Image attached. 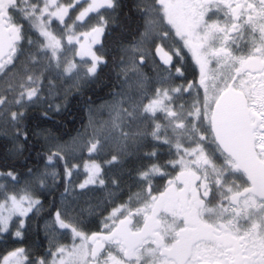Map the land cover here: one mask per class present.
<instances>
[{"label":"snow or ice","instance_id":"6c2138e0","mask_svg":"<svg viewBox=\"0 0 264 264\" xmlns=\"http://www.w3.org/2000/svg\"><path fill=\"white\" fill-rule=\"evenodd\" d=\"M77 5L75 21L98 14L90 31L74 30L70 9ZM118 7V0H0V75L9 81L0 92V119L15 131L16 154L24 150L21 137L28 140L24 101L35 103L41 96L43 71L31 65L44 59L45 70L75 72L85 80L95 76L104 59L93 45L109 23L99 10ZM136 7L143 30L124 51L125 69L137 70L152 48L163 65L175 67L168 40L182 42L198 66V80L157 88L146 103L121 104L125 116L148 122L137 135L167 145L171 159L139 171L141 192L134 202L113 208L103 221L104 232L87 235L78 221L57 211L55 223L70 230L72 247H50L29 264H264V0H141ZM243 29L251 37L246 52L234 50ZM70 45H79L80 63L67 59L66 52L74 50ZM25 46L36 51L28 57L31 65L24 61L18 67ZM174 54L180 55L179 48ZM193 91L194 104L174 106L180 97L173 93ZM120 124L121 137L129 138ZM98 143L89 142L90 154ZM155 147L149 157H157ZM62 151L63 146L49 149L48 164L63 159ZM92 172L97 174L99 166L93 164ZM157 176L166 181L161 190L153 188ZM0 177L17 180L13 170ZM49 177L55 182L57 173L46 170L34 179L43 186ZM89 182L92 177L80 187ZM38 203L31 186L15 192L0 183V233ZM15 225V236L21 237L24 221L16 219ZM24 252H11L3 264H25Z\"/></svg>","mask_w":264,"mask_h":264},{"label":"trees","instance_id":"16d2710c","mask_svg":"<svg viewBox=\"0 0 264 264\" xmlns=\"http://www.w3.org/2000/svg\"><path fill=\"white\" fill-rule=\"evenodd\" d=\"M118 3L115 12L107 15L109 23L102 36V44L96 48L104 63L99 65L95 76L77 83L61 69L45 70L47 60L40 59L31 65L28 57L36 49L25 46V54L18 67L28 61L35 72L43 71L38 84L41 96L24 109L22 128L28 133V140L24 142L21 137L24 143L22 155L14 150V129L0 119V173L13 170L17 180L8 178L1 183L15 192L31 186L40 205L26 218L25 227L20 228L21 237L15 236L18 227L15 221L8 232L0 233V264L6 255L19 248L25 250V256L33 259L45 256L50 247L53 249V240L58 244L62 242L59 236L57 239L56 231V237L52 238L46 228V223L55 217L57 211L72 219L100 217L110 206L130 197L135 191L132 184L141 182L138 175L141 169L171 159L167 145L153 140L150 135H137L148 128V122H143L140 117L125 116L121 113V104L131 107V101L139 102L141 99L146 103L157 88L174 87L179 79L174 78L176 71L173 67L170 72L162 69L168 65L161 64L152 51L137 70L125 69L128 58L124 51L139 40V32L143 30L141 13L136 7L141 0H118ZM166 46L171 49V54L174 42L168 40ZM186 57L188 61L190 57ZM174 58L175 66L178 58ZM141 79L144 80L142 86L138 83ZM8 82L4 79L0 82V92L7 90ZM118 124L130 134L129 138L121 137ZM99 129L104 130L99 133ZM90 141H99L93 154L88 151ZM154 145L158 155L149 157L147 153L154 150ZM57 146H63V159L48 164L49 149ZM86 162L100 165L103 184L79 190L77 187L71 191L72 181L68 179L67 172L76 166L83 167ZM46 170H54L57 179L53 182L49 177L41 186L34 177ZM81 179L80 176L78 180Z\"/></svg>","mask_w":264,"mask_h":264},{"label":"flooded vegetation","instance_id":"af4514ba","mask_svg":"<svg viewBox=\"0 0 264 264\" xmlns=\"http://www.w3.org/2000/svg\"><path fill=\"white\" fill-rule=\"evenodd\" d=\"M61 2L66 3L67 0H61ZM88 2H90V0H88ZM241 2H242V0H241ZM257 2H258V0H257ZM81 3H84V0H81ZM99 11L104 14V16L107 20H108L107 15L113 13L112 10L104 9V8H101ZM97 15H98L97 13H91L90 16L87 17V19H88L87 22H89L92 19L93 25H96L97 19H95V17H97ZM209 15H211V13H209ZM242 31H244L245 35H244V37L239 38L237 40V44L239 45V48H234V50H236V51L243 50L246 52L250 48L251 37L247 35L246 29H243ZM235 35H236V33H233V36H235ZM174 45H175L174 46L175 48L172 50V53H171L173 55L172 64H174V61H175L174 57H176L178 59L176 60V65H175V67H173V69L179 68L180 71L183 73V76H181L177 72H175L176 76H174V78L179 79V81L177 82V84L174 85V87L180 86V85H185L186 82L198 80V66L195 63V60L192 56V53L186 47L183 46L182 42H176V43H174ZM177 48H179V50H180V55L174 54L175 51L177 50ZM151 51L153 52V55L155 56V58L159 59V57L155 55V49L152 48ZM186 55L190 57V59L188 61H187ZM161 64H162V62H161ZM169 67L171 68V66H166V68H165V66H163L162 69H164L166 71V69ZM163 77L165 80V76H163ZM169 87H170V85L168 86V88ZM175 96L180 97V99L176 100V103L174 105L177 108H179L181 105H183L186 109L187 107H189L195 103V92L194 91L192 92L191 95H189L188 92H184L182 95L179 93H174V97ZM166 149H167V152L170 153L168 146L166 147ZM172 151H174V149ZM166 163H167V161L163 164H166ZM165 184H166V181L164 179H162L161 177L157 176L155 178V180L153 181V188L156 190H161V189H163ZM132 186H134L135 191H133L131 193L130 197L122 199L120 202L115 203V205L110 206V208L108 210H106V212L102 216L97 217V218L82 217V218L73 219V220L78 221L80 229L82 231H84L87 235H91L94 232H104L105 229L103 228V221L111 213L113 208L118 207L122 204L126 205V204H129L131 202H134V200L136 198V194L141 192V190H142L141 189V182H135L132 184ZM130 198H132L131 201H130ZM58 235H60V237H62V239H61L62 242L60 241L62 246L64 245L67 248L72 247V245L74 243V239L71 235L70 230H65V229L59 228L57 236ZM24 255H25V253H24ZM25 257H26L25 264H29L30 260H34L37 258V257H35L33 259L32 257H29L27 255Z\"/></svg>","mask_w":264,"mask_h":264},{"label":"rangeland","instance_id":"374dc122","mask_svg":"<svg viewBox=\"0 0 264 264\" xmlns=\"http://www.w3.org/2000/svg\"><path fill=\"white\" fill-rule=\"evenodd\" d=\"M85 6H86V3H85ZM78 10L79 9V5H77V8L76 9H70V15H73V13H75V15H78ZM91 14V13H90ZM89 14V16H90ZM74 15V17H75ZM73 17V16H72ZM73 17V22H74V30L77 31V33L79 32H86V31H90L91 28L95 25H93V20L91 19L89 22H87V17L85 18V20L83 22H80V21H75V18ZM97 24V23H96ZM106 31V29H105ZM105 33V32H104ZM104 35V34H103ZM102 35V36H103ZM102 36L100 37V42L93 45V51H95L98 54V51H96V48L101 46L102 44ZM66 43V41H65ZM68 48H72L74 50L72 51H67L66 52V56H67V59L68 60H71L73 62H76V63H80V56L79 55H76V52L79 50V45H70V46H67ZM86 59H90V58H86ZM99 68V66H98ZM98 70V69H97ZM66 74V73H65ZM69 75V74H67ZM70 78H74L76 79L77 83L81 82L83 79L77 77L75 75V72L71 75H69ZM3 80L2 78V75H0V82ZM72 86H76L75 83H72ZM173 96H174V93H173ZM24 103H26L27 106L30 105L31 102L29 101H24ZM116 119V118H115ZM104 129H99V133H102ZM93 164L95 165H98L99 166V172L95 175H93V172H92V166ZM71 175H68V179H71V183H70V189H73V188H77L79 187V189H85L87 187H98V186H101L103 183H100L101 179L102 178V169L100 167V165L98 163H94V162H86V164L83 166V167H79V166H76L74 167L71 171ZM36 176V175H35ZM82 177L81 181L78 180L79 177ZM92 177L93 181L94 182H89L85 185V187L81 188L80 185L81 184H85V181H88L89 178ZM5 178L4 177H0V183L1 181H3ZM75 181V182H74ZM33 195V198L38 200L35 195L32 193ZM39 201V200H38ZM40 205V203L36 204L33 206L32 210L27 214L26 217H14L13 218V223L16 219H22L24 221V226L25 227V220L26 218L29 216L30 213H32L33 211H35V209ZM47 224V232L50 236H54V238L56 237V235H54V231H57V229L59 228L58 225L56 226V223H55V217L48 220V222L46 223ZM11 227V225H10ZM9 227V229H10ZM4 233V232H3ZM17 237V236H16ZM53 238V237H52ZM53 251L55 250L56 247H59L60 244L58 245V243L53 240ZM62 246V245H61ZM64 246V245H63ZM66 247V246H65ZM16 251V250H15ZM10 254V253H9ZM6 255V256H9ZM5 256V257H6ZM49 259H51V257H49ZM3 264V262H2Z\"/></svg>","mask_w":264,"mask_h":264},{"label":"bare ground","instance_id":"6f19581e","mask_svg":"<svg viewBox=\"0 0 264 264\" xmlns=\"http://www.w3.org/2000/svg\"><path fill=\"white\" fill-rule=\"evenodd\" d=\"M73 16V15H72ZM75 18V17H74ZM93 154V153H92ZM102 179V178H101ZM86 189V188H85ZM77 190V189H76ZM78 190H79V187H78ZM71 191H72V189H71ZM74 191V190H73ZM47 225V224H46ZM56 226H57V224H56ZM59 227V226H58ZM47 228V227H46ZM58 231H59V228L57 229V231H56V235H57V233H58ZM59 237H60V235H58ZM58 236H57V239H58ZM61 239H62V237H60ZM59 245V244H58ZM60 246H61V243H60Z\"/></svg>","mask_w":264,"mask_h":264}]
</instances>
